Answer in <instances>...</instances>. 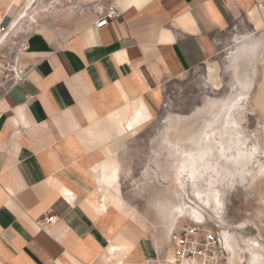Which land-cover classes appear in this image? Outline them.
Wrapping results in <instances>:
<instances>
[{
    "label": "crops",
    "instance_id": "obj_1",
    "mask_svg": "<svg viewBox=\"0 0 264 264\" xmlns=\"http://www.w3.org/2000/svg\"><path fill=\"white\" fill-rule=\"evenodd\" d=\"M20 2L0 0L1 27ZM103 2L58 22L26 18L17 31L29 38L28 79L0 95V264H150L161 240L110 228L117 150L158 116L165 84L209 63L232 25L254 27L235 36L264 38V0ZM110 2L120 15L99 28Z\"/></svg>",
    "mask_w": 264,
    "mask_h": 264
},
{
    "label": "rangeland",
    "instance_id": "obj_2",
    "mask_svg": "<svg viewBox=\"0 0 264 264\" xmlns=\"http://www.w3.org/2000/svg\"><path fill=\"white\" fill-rule=\"evenodd\" d=\"M20 1L17 11L26 8L27 0ZM101 2L102 0H38L29 12L33 14L38 11L34 18L51 14L52 20L58 22L74 11L97 6L99 3L100 6L104 5V2ZM32 14L27 18L30 22H34ZM252 30L254 27L246 22L232 25L218 38L220 48L209 63L166 83L158 116L142 132L134 134L127 148L117 150L121 164L122 193L119 181L115 179L114 189L119 193L121 201L116 203V211L111 213L110 228L117 238L123 234L126 240H133L130 236L132 234L135 240H150L154 244L155 240H161L165 244L161 254L157 249L154 256L148 257L144 262H164L174 231L190 223L216 231L220 240L223 230H228L238 240L257 239L264 243V175L260 173L256 180L252 179L253 172L264 166L263 53L261 47H258L257 53L251 57L249 63L243 62L238 67H232L228 58V52L235 43L234 36ZM257 38L262 40L263 37ZM257 38L253 40L261 46V40ZM209 65L218 67L215 77L218 86L209 79ZM249 72L252 73L247 76L245 73ZM244 76L247 81L252 80V83L247 84L249 89L246 88L248 94L245 99L239 102L238 108H234V119L239 124V127L237 124L234 128L235 131L241 130L243 135L239 134V138L247 141L249 149L257 146V158L249 166L250 173L245 167L237 170V173L235 171L233 176L228 175L225 169L221 175L226 176H216L222 190V218L216 217L211 209H203L204 220L201 224L192 221L188 215L178 217L173 222L172 207L182 201L191 204L195 199L189 179L186 178L182 186L176 175L179 162L187 156L186 150L190 145L189 132L191 129H199L204 125L205 119L210 117L212 126L220 125L222 114L217 116L214 110L222 107V102H230L237 96L242 90L239 79H244ZM198 137L201 138L202 134ZM221 162L226 168H235L233 163L223 159L215 161L216 166L220 168ZM207 177L205 174L202 178ZM203 179L201 183L205 185ZM167 258H170V255ZM222 264L229 263L226 259Z\"/></svg>",
    "mask_w": 264,
    "mask_h": 264
},
{
    "label": "bare ground",
    "instance_id": "obj_3",
    "mask_svg": "<svg viewBox=\"0 0 264 264\" xmlns=\"http://www.w3.org/2000/svg\"><path fill=\"white\" fill-rule=\"evenodd\" d=\"M37 1L38 0H27L26 8L20 11L18 16L11 22L9 28H7L11 33H14L19 30L23 21L32 14V13L30 14L29 10L33 7V5ZM37 12L38 11H36L35 13ZM35 13L32 14V20L35 16ZM243 35L235 36L234 38L235 43L233 42L234 46L228 52L229 63H231L232 67L233 66L238 67L243 62L246 63V61L249 63L251 57L257 53L258 47H260L258 43L254 42L255 40H253L252 37L246 36L245 34ZM257 39L259 40L260 38ZM260 45H261L260 50L263 53L262 60L264 62V38H262ZM240 67L242 69V66ZM217 73H218V67H216L215 65H209V79L216 86H218V83L215 81V77ZM251 73L249 72V74L248 73L245 74H247L248 76L251 75ZM245 77L246 76H244V79L243 78L239 79L240 84L242 85V90L237 94V96L234 97L230 102L227 101L228 103L222 102L221 103L223 104L222 107H220L217 111L216 109L214 110V112L217 113V116H220L219 114H222L220 116V119L222 117L221 119L222 121L221 122L219 121L220 125L212 126L213 121L211 120L210 117L209 119H205V123H203L204 125L201 126L199 129H191V131L189 132L190 145L187 147L186 150L187 156L179 162L176 175H177V179L180 181V185L182 186L185 183L184 180L186 178L189 179V181L191 182V189L195 199L192 200L191 204H189L186 201H182L179 205H175L172 207L173 222H175L178 217H183L184 215H188L192 221L201 224L204 220L203 209L204 210L211 209L212 213L215 214L216 217L222 218L221 216V209L223 205L221 198L222 190L220 188L219 181L216 178V176L221 175L224 172V169L228 172V175H232V176L234 175L235 171L237 173L238 171L241 170V168H245V167H246L245 170L248 168L247 172H249V166L254 162V159L257 158L256 157V153L258 151L257 146L254 145L251 147V149H249V144L247 143V141L243 140L242 138H239V134L243 135L240 133L241 130L235 131L234 128L235 125L238 124L236 119H234V114H235L234 108L235 107L238 108V106L240 105L239 102L245 99V97L248 94L247 92L248 90L246 91V88H248V86L252 83V80L251 82L247 81ZM200 134H202L201 138L198 137ZM225 136L227 137L225 138ZM218 159L221 160L223 159L233 163L235 168L234 167H232L233 169L231 167L226 168L224 163L222 162L220 163L221 165L220 168L217 167L215 161H217ZM104 171H105L104 177L99 179L100 190H102L104 186L107 185L108 178L112 176V169L108 170L107 168ZM212 173H215V175H212ZM260 173L264 175V166L261 167L258 171L253 172L252 179L256 180ZM205 174L208 177L203 179L202 177ZM222 176L223 175H221V177ZM249 176L251 177V174ZM202 179L204 180L205 185L204 184L202 185L201 183ZM116 194H117V202H120L121 200L119 198V193L116 192ZM98 201H100V205L102 209H107L103 201L101 200ZM117 224L119 225L118 222ZM190 224L196 225L199 228H203L202 226L197 224H193V223ZM128 233L130 232L128 231ZM221 242H222V246L224 247V259L218 264H222L226 259L229 264H245V263L264 264V243H262L260 240L247 239L241 241L238 240L235 237V235L230 231L223 230ZM172 243H173V238H172ZM173 261H174V243H173V251L170 258L165 259L164 262L159 261V263L158 262L156 263L171 264ZM193 264H204V263L201 261H195Z\"/></svg>",
    "mask_w": 264,
    "mask_h": 264
},
{
    "label": "built area",
    "instance_id": "obj_4",
    "mask_svg": "<svg viewBox=\"0 0 264 264\" xmlns=\"http://www.w3.org/2000/svg\"><path fill=\"white\" fill-rule=\"evenodd\" d=\"M97 27L109 24L110 20L120 14L110 2L106 4ZM4 42H1V39ZM29 38L22 32L11 33L0 26V95L8 93L13 87L27 81V72L23 55L29 49ZM55 216H45L42 228L46 230ZM174 261L171 264H193L201 261L204 264H218L224 259V247L216 231L187 224L173 233Z\"/></svg>",
    "mask_w": 264,
    "mask_h": 264
}]
</instances>
